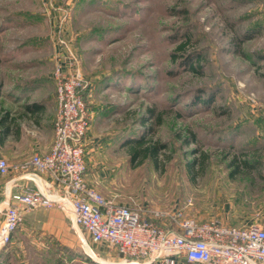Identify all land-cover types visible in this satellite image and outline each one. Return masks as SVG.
<instances>
[{"label":"rangeland","instance_id":"rangeland-1","mask_svg":"<svg viewBox=\"0 0 264 264\" xmlns=\"http://www.w3.org/2000/svg\"><path fill=\"white\" fill-rule=\"evenodd\" d=\"M263 8L264 0H0V107L18 112L20 95L55 93L60 25L91 81L88 128L112 139L85 160L91 187L152 221L155 210L181 208L199 221L264 222V190L209 187L233 155L264 156ZM188 130L195 143L176 137ZM141 136L167 145L156 167L128 160ZM194 150L209 154L204 174L199 162L187 170ZM35 213L0 248V264H129L61 211Z\"/></svg>","mask_w":264,"mask_h":264},{"label":"built area","instance_id":"built-area-1","mask_svg":"<svg viewBox=\"0 0 264 264\" xmlns=\"http://www.w3.org/2000/svg\"><path fill=\"white\" fill-rule=\"evenodd\" d=\"M262 13L264 17V8ZM58 27L50 72L56 102L51 147L20 165L9 164L0 149V176L27 166L47 173L58 190L51 195L27 188L13 194L11 202L0 201V248L27 214L61 211L92 242H104L129 264H177L179 257L193 264H264L262 223L199 221L181 208L155 210L152 221L141 209L105 199L86 182L84 137L91 111L85 99L91 81L83 75L64 28Z\"/></svg>","mask_w":264,"mask_h":264},{"label":"crops","instance_id":"crops-1","mask_svg":"<svg viewBox=\"0 0 264 264\" xmlns=\"http://www.w3.org/2000/svg\"><path fill=\"white\" fill-rule=\"evenodd\" d=\"M16 101L17 107L20 109L18 112H15L14 109H5L4 106L0 107V119L3 117L4 112H8V116L1 120L0 125L2 132L0 136L1 155L11 165L23 164L35 152L43 154L49 151L53 140V120L56 111L54 94L49 96V94L42 93L31 97L20 95ZM26 105L30 106V109H26ZM31 110L34 111L32 112ZM92 126L93 123L84 137L85 160L88 165H90L92 156H95V152L107 148L112 141L111 137L101 134L100 130ZM249 159L251 166L248 170L235 173H230L229 171L221 172L219 182L209 184L211 190H264V156H253ZM261 166H263V169H260ZM93 171V169H88L87 176H84L88 184L91 177L95 174ZM27 188H37L51 195H54L58 190L55 182L47 173L37 172L27 166L18 167L0 176V201L2 204L11 202L13 194ZM35 215V212L29 213L24 219L30 222L37 221ZM1 218L2 213H0V220ZM236 222L230 224L237 225ZM261 223L264 225V222ZM78 229L81 230L80 228ZM85 235L88 237L87 234ZM177 264L193 263H189L179 257Z\"/></svg>","mask_w":264,"mask_h":264},{"label":"trees","instance_id":"trees-1","mask_svg":"<svg viewBox=\"0 0 264 264\" xmlns=\"http://www.w3.org/2000/svg\"><path fill=\"white\" fill-rule=\"evenodd\" d=\"M196 70L197 68H193ZM197 71V70H196ZM205 100V99H204ZM202 101V100H201ZM26 109H30V106L26 105ZM32 112L34 110H31ZM3 117L0 119V125H1V120L5 119V117L8 116V112L3 113ZM160 116H157V119L159 120ZM188 133L186 135L183 134H176V137H180L181 141L185 144L189 143H195L196 142V135L192 131L188 130ZM1 128H0V136H1ZM167 148V145L165 142H150V141H145L143 139V136L135 139L133 143L129 144L126 148L127 155H128V160L130 163H133L134 166L140 165L143 163L145 160H150L152 164L156 167L158 164V159L157 156L159 154V151L164 150ZM193 158L187 162V170L189 172L192 171V168L194 167L195 163L199 162L200 163V172L204 174L206 163L209 160V154L207 152H197V150L193 151ZM197 154V156H195ZM257 152L254 153H246V152H241L239 155H233L230 160H228L227 167L228 171L230 173H235L238 171H245L248 170L251 166L250 163V157L256 156L258 157ZM199 157V158H197ZM170 155L168 154L165 156V159L163 161V165L169 161ZM253 162V161H252Z\"/></svg>","mask_w":264,"mask_h":264}]
</instances>
